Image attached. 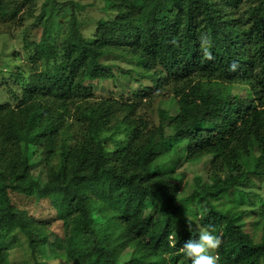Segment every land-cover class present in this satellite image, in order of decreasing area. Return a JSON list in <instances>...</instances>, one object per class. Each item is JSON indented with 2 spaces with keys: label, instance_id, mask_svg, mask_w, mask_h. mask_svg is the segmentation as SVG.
Wrapping results in <instances>:
<instances>
[{
  "label": "trees",
  "instance_id": "16d2710c",
  "mask_svg": "<svg viewBox=\"0 0 264 264\" xmlns=\"http://www.w3.org/2000/svg\"><path fill=\"white\" fill-rule=\"evenodd\" d=\"M105 1L104 10L115 14L99 19L92 37L82 34L77 1L69 2L68 27L54 41L52 15L32 21L44 25L40 42L33 49L24 44L43 69L11 74L25 83L20 99L13 94L21 119L0 104V264L15 233L33 264L48 254L70 264H191L181 244L196 231L187 230L180 214L216 230L218 264H264V196L254 190V177L264 176V0L245 8L242 0ZM28 2L0 0V21L23 17ZM123 48L138 80L151 86L127 95L118 83L123 99L89 101L83 81L117 80L114 64L101 58ZM233 84L247 85V96L232 95ZM137 94L151 95L148 103L170 96L176 112L161 106L155 115L138 112ZM68 116L74 128L65 124ZM172 138L183 143L190 162L212 154L209 178L197 177L180 198L175 172L156 173L152 164L158 143ZM35 166L44 179L33 176ZM10 192L49 201L61 234L49 242L48 221L31 216ZM253 203L263 210L253 224L262 230L259 238L235 222ZM236 206L232 214L228 209Z\"/></svg>",
  "mask_w": 264,
  "mask_h": 264
},
{
  "label": "rangeland",
  "instance_id": "374dc122",
  "mask_svg": "<svg viewBox=\"0 0 264 264\" xmlns=\"http://www.w3.org/2000/svg\"><path fill=\"white\" fill-rule=\"evenodd\" d=\"M28 3L23 5V11H28V13H22L23 17H19L14 21H0V104H8L10 108L13 109L14 119L19 120L22 118L18 114L19 106L18 99H15L13 94H16L18 98H21V94L25 83L17 82L16 79L11 76L12 73H19L27 76L32 69L35 68L43 69L40 63H34L30 60L29 54L26 51L25 44L29 48L33 49V46L40 42V36L43 30V24L38 23L33 26L32 21L37 17H42L46 20L52 15L51 22V32L49 33V39L54 41L55 34H62L68 27L70 14L72 12L70 8L71 1H77L81 4V9L77 11L79 18L82 19L83 25L81 26L82 34L85 37H92L96 32V23L101 18H107L109 20L115 14L113 9H105L107 3L105 0H27ZM250 0H242L240 5L245 8L249 5ZM29 13H32L31 15ZM21 15V16H22ZM25 16H27L25 18ZM197 19V29L199 34L203 36L205 34L204 24L200 23L201 16L198 15ZM183 21V20H182ZM182 21L180 22L182 24ZM180 28L177 25L176 30ZM128 37V36H127ZM24 38V39H23ZM124 52V54H123ZM123 51L120 54H108L101 58L105 63L114 64V73L118 77L117 80L112 78L103 81L98 80H86L83 81L82 85L87 87L88 90L83 91V96L87 97L91 102H99L103 100L110 101L113 98L123 99L121 90L124 86V92L127 95L134 94V91L141 90V86L149 88L151 82L146 79L138 80L135 68L134 59H130V55ZM126 55V57H124ZM119 68L130 69V73H121ZM132 69V70H131ZM122 86L117 87L116 84ZM14 92V93H13ZM154 94L157 90L153 91ZM230 93L232 95H239L245 97L248 94V86L244 84H233L230 87ZM125 94V95H126ZM168 94V93H167ZM137 96L143 102L142 108L138 112H151L155 115L158 106L165 109L171 110L175 113V104L171 103L170 96L164 97L159 96L148 103L147 99L149 97H142L137 94ZM161 98V99H160ZM146 101V102H145ZM156 117V116H155ZM69 122L73 125L74 122L72 117H67L65 119V124ZM172 130L167 129L165 132L166 137L171 136ZM158 140V138L156 139ZM155 157L153 158V168L156 173H174L180 181V197H185L190 194L194 188V182L196 178H200L202 181H206L211 175V161L212 156L206 155L202 156L200 160L190 162L185 154L184 145L182 142L177 143L176 140L167 139L158 143L154 149ZM41 166H35L32 170L33 176L37 179H44L45 175L42 173ZM248 167L253 169V161L248 163ZM39 174V177H38ZM253 176V175H251ZM254 180L256 182L257 188L254 190L258 193H262L264 196V176H255ZM196 186V185H195ZM200 187H198L199 189ZM11 197L17 205L26 208L29 214L35 218H41L47 220L49 227H51V233L49 242L52 241L55 233L61 234V221L55 219L53 215V209L49 201L39 200L34 202L31 199L24 197L21 194L10 192ZM237 206L234 208H229L228 210L235 214L237 212ZM145 210L150 211V206L145 204ZM250 213L248 215H237L235 222L241 224L243 228L250 234L259 238L262 233L261 228L255 227L253 224L262 219L263 210L262 207H258L256 204L250 205ZM255 212V214H253ZM182 219L186 222L187 219L193 220L194 224H199L197 219L190 217V214H180ZM224 224V222H223ZM24 238L21 234L15 233L9 236L6 240L5 247L8 249L6 252L7 256L3 264H24L26 261L28 264H33V261L29 259L23 249ZM28 258V259H27ZM43 264H70L66 261L64 257L57 258L51 255L44 257Z\"/></svg>",
  "mask_w": 264,
  "mask_h": 264
},
{
  "label": "clouds",
  "instance_id": "9594fccd",
  "mask_svg": "<svg viewBox=\"0 0 264 264\" xmlns=\"http://www.w3.org/2000/svg\"><path fill=\"white\" fill-rule=\"evenodd\" d=\"M202 42L204 45L209 43L207 38H202ZM205 55H209L206 47ZM231 67L235 69V64ZM208 155L212 156V154ZM186 224L187 230L190 233L196 231V235L182 242L181 251L183 254L190 259L191 264H218L219 256L215 254V251L221 245V237L217 234L216 230L210 226L201 227L198 224H194L191 219H187ZM174 245L175 241H173Z\"/></svg>",
  "mask_w": 264,
  "mask_h": 264
}]
</instances>
